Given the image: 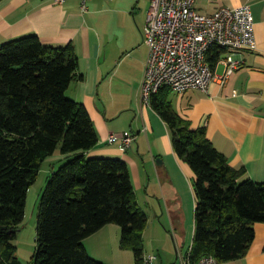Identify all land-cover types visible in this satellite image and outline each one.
<instances>
[{"label":"trees","instance_id":"1","mask_svg":"<svg viewBox=\"0 0 264 264\" xmlns=\"http://www.w3.org/2000/svg\"><path fill=\"white\" fill-rule=\"evenodd\" d=\"M224 54H208L214 67ZM74 46H48L37 35L0 45V264H22L15 240L29 188L57 150L61 166L40 198L32 264H104L84 241L109 224L121 228L120 246L143 264L147 213L136 200L127 163L91 157L98 133L85 106L67 97L81 79ZM151 105L168 124L173 149L195 174L194 235L188 256L196 264L213 256L225 264L244 258L264 223V183L245 178L208 140L177 115L170 102Z\"/></svg>","mask_w":264,"mask_h":264},{"label":"crops","instance_id":"2","mask_svg":"<svg viewBox=\"0 0 264 264\" xmlns=\"http://www.w3.org/2000/svg\"><path fill=\"white\" fill-rule=\"evenodd\" d=\"M149 6L150 0H88L83 11L81 0L63 4L0 0V45L28 35H37L48 46L71 43L82 78L71 83L66 95L85 106L99 139L88 156L124 160L139 205L152 209L172 229L192 223L194 235L195 174L175 153L168 124L152 105L141 101ZM241 6L251 9L255 47L239 53V69L224 84L213 81L206 93L164 89L156 99L170 102L192 129H204L232 168L243 169L245 178L264 183V0H232L226 7ZM224 70L222 63L214 67L217 76ZM125 133L135 136L130 148H122L119 141L107 143L109 135L120 139ZM254 228L255 239L247 255L225 264H264V223ZM35 240L36 232L28 238L17 235V257L22 264H32ZM120 241L121 228L109 224L84 244L96 260L135 264ZM157 256L158 264H170Z\"/></svg>","mask_w":264,"mask_h":264},{"label":"built area","instance_id":"3","mask_svg":"<svg viewBox=\"0 0 264 264\" xmlns=\"http://www.w3.org/2000/svg\"><path fill=\"white\" fill-rule=\"evenodd\" d=\"M198 1L203 0H150L143 34L148 48L141 87L143 105H151L152 98L164 89L206 93L213 81L224 84L240 67L239 53L254 49V21L249 6H222L213 13H201L196 9ZM54 2L63 4L65 0ZM87 2L81 0L83 11ZM215 47L224 51L218 62L225 66L221 76L215 74L208 62V54ZM134 140L135 136L129 133L120 139L111 134L107 143L119 141L122 148L128 149ZM189 253L190 247L185 254L177 251L181 264H192ZM158 261L156 254H144L143 264H158ZM196 264L222 263L209 255Z\"/></svg>","mask_w":264,"mask_h":264},{"label":"rangeland","instance_id":"4","mask_svg":"<svg viewBox=\"0 0 264 264\" xmlns=\"http://www.w3.org/2000/svg\"><path fill=\"white\" fill-rule=\"evenodd\" d=\"M231 2L232 0H203L196 3V9L201 13H213L216 9L222 6L230 5ZM62 157L63 156L61 155L60 151L57 150L43 163L37 181L28 190L25 217L21 224V230L17 235L21 234V237L25 238L34 236L37 226V215L40 198L52 172L57 170L61 164H63L62 161H59V159ZM139 199H141L140 195ZM141 208H144L147 211L149 217L148 225L143 233L144 253H154L157 255L160 254L161 259H164L165 261L168 260L170 264H181L177 258V251L181 250L182 253L185 254L188 247L191 246L193 239V224L188 223L183 229L177 228L175 230L172 229L168 222L159 218L158 214L155 216L153 210L147 207L145 204H142ZM129 253L131 258L134 260L132 251ZM102 262L104 264H108L105 261Z\"/></svg>","mask_w":264,"mask_h":264}]
</instances>
